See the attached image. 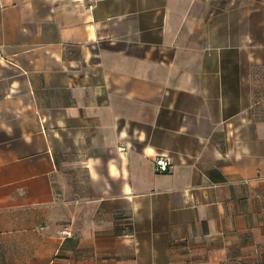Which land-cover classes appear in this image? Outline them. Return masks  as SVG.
<instances>
[{
    "label": "crops",
    "instance_id": "crops-1",
    "mask_svg": "<svg viewBox=\"0 0 264 264\" xmlns=\"http://www.w3.org/2000/svg\"><path fill=\"white\" fill-rule=\"evenodd\" d=\"M234 260L264 264V0H0V264Z\"/></svg>",
    "mask_w": 264,
    "mask_h": 264
},
{
    "label": "built area",
    "instance_id": "built-area-1",
    "mask_svg": "<svg viewBox=\"0 0 264 264\" xmlns=\"http://www.w3.org/2000/svg\"><path fill=\"white\" fill-rule=\"evenodd\" d=\"M121 150H124V149H121ZM171 166V160L170 158H164V157H160L158 159H156L155 161V168H156V171H159L161 173H168L170 170ZM63 235L64 236H68L69 233H67L66 230H64L63 232Z\"/></svg>",
    "mask_w": 264,
    "mask_h": 264
},
{
    "label": "trees",
    "instance_id": "trees-1",
    "mask_svg": "<svg viewBox=\"0 0 264 264\" xmlns=\"http://www.w3.org/2000/svg\"><path fill=\"white\" fill-rule=\"evenodd\" d=\"M233 261V260H232ZM235 262H232L231 264H253L252 261H242V260H234Z\"/></svg>",
    "mask_w": 264,
    "mask_h": 264
}]
</instances>
